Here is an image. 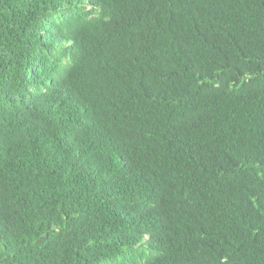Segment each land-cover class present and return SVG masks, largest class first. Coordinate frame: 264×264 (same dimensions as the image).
Returning <instances> with one entry per match:
<instances>
[{"label":"trees","instance_id":"16d2710c","mask_svg":"<svg viewBox=\"0 0 264 264\" xmlns=\"http://www.w3.org/2000/svg\"><path fill=\"white\" fill-rule=\"evenodd\" d=\"M0 264H264V0H0Z\"/></svg>","mask_w":264,"mask_h":264}]
</instances>
